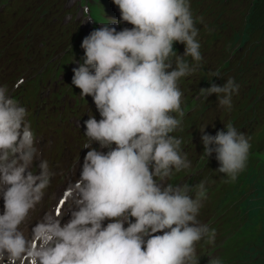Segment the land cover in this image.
<instances>
[{"label":"clouds","instance_id":"1","mask_svg":"<svg viewBox=\"0 0 264 264\" xmlns=\"http://www.w3.org/2000/svg\"><path fill=\"white\" fill-rule=\"evenodd\" d=\"M113 3L122 22L133 27L117 32L110 22L102 23L82 41L85 59L73 69L72 84L81 96L93 98L101 119L89 115L85 121L89 151L72 189L76 210L63 226L48 214L30 236L21 230L54 173L47 160H40L39 174L29 170L37 156L29 113L7 85L0 86V264H198L197 242L215 243L216 230L197 220L204 181L194 187L164 183L173 169L191 168L181 152L182 138L173 133L183 131L186 115L178 81L194 74L203 59L196 27L203 17L194 19L190 0ZM174 42L185 46L182 56ZM210 75L219 77V71ZM238 90L228 78L223 86L200 89L198 96L207 100L215 94L218 105L230 110ZM225 128L215 136L201 131V158L215 153L218 172L231 183L245 170L251 145L231 122ZM93 142L109 150L97 151ZM245 239L244 250L251 243L250 236ZM244 250L236 255L238 263ZM209 264L223 261L210 257Z\"/></svg>","mask_w":264,"mask_h":264},{"label":"trees","instance_id":"2","mask_svg":"<svg viewBox=\"0 0 264 264\" xmlns=\"http://www.w3.org/2000/svg\"><path fill=\"white\" fill-rule=\"evenodd\" d=\"M226 1L228 0H218L220 5L226 4ZM219 25L222 27L226 23L222 21ZM226 26L231 35L217 70L223 75L231 73L229 76L235 81L252 86L255 93L253 120H260V115L261 118L264 117V88L260 93L257 88L264 86V0H250L240 26ZM254 172L255 170H248L242 183L234 189L236 196L244 194V201L237 202L235 207L240 209L238 218L244 228L249 229L259 224L261 231L253 243L247 246L248 250L254 248V254L237 264H264V194L259 191L260 185L251 182V179H257L258 175L264 179V165L259 163L257 177H254ZM250 244L252 247H249ZM243 256L246 257L245 254Z\"/></svg>","mask_w":264,"mask_h":264},{"label":"rangeland","instance_id":"3","mask_svg":"<svg viewBox=\"0 0 264 264\" xmlns=\"http://www.w3.org/2000/svg\"><path fill=\"white\" fill-rule=\"evenodd\" d=\"M250 2V0H231L229 2V4H227L224 8V17L225 19L229 22V23H234V24H238L239 22L242 21V17L244 14V10L246 8V6L248 5V3ZM94 7L98 10L99 14L102 15L101 13V6L99 4H95ZM61 69V71H63L64 73V69L65 67H59ZM58 72V70H57ZM54 76V73H52V77ZM49 82V79H46L44 77V75L42 74L41 71H38L35 75H34V80L33 83L27 84V87H32L34 90V93H38L41 88L45 87ZM74 93L70 92L69 89H67L66 87H61L59 90V94H58V100H59V104L62 107V113L64 114V118H66V121L69 122L70 119H68L69 117H76V118H82L83 117V106H80L77 101L76 98L73 96ZM69 98L67 99V102L65 101V98ZM45 115H43L42 113L39 114H33V118H35L36 120H38L41 123H46V118L44 117ZM53 118L55 119L56 116L54 115ZM255 159V165L251 168L252 170H255V175L254 177H257L256 173L258 171L259 168V163H261L262 165H264V152L260 153V154H255L254 155ZM203 174H211L210 170L208 167H206L203 170ZM244 177V176H243ZM243 177L240 179V182L242 183ZM251 182L255 185H260V193L264 194V179L263 177L258 175V178H252ZM264 198V196H263ZM262 201V200H260ZM225 228L224 224L220 223L219 225V229L214 228L216 230V234L217 232H221L223 231ZM259 228H261L259 226V224L255 227L249 228V229H242L240 231V233L238 234V236H250V242L253 243V238L257 237L260 234V230ZM261 236V235H260ZM231 241V239L227 238L226 240H221V239H215V243L213 245H209L206 244L205 241L204 243L206 244V250L202 251L201 254L198 257V264H209V259L211 258H220L223 261V264H234V262L237 260L235 258V253H234V249L230 248V247H226L227 244H229V242ZM252 247V244L249 245V247ZM244 254L246 255V257L243 258V260L245 258H249L254 254V248L251 250H248V248H246L244 250ZM239 261V260H237Z\"/></svg>","mask_w":264,"mask_h":264}]
</instances>
